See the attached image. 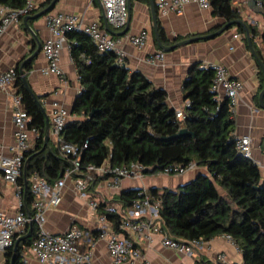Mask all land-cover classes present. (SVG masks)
Returning <instances> with one entry per match:
<instances>
[{
  "label": "trees",
  "instance_id": "1",
  "mask_svg": "<svg viewBox=\"0 0 264 264\" xmlns=\"http://www.w3.org/2000/svg\"><path fill=\"white\" fill-rule=\"evenodd\" d=\"M50 1L45 0L39 8ZM208 2L213 16L226 22L239 19L231 9V0ZM0 4L17 8L23 0H0ZM157 28L161 44H173L165 37L159 21ZM238 31L242 32L241 28ZM65 37L81 89L71 110L74 118L67 120L61 137L78 148L87 142L80 164L99 166L108 161L119 166L138 162L148 174H155L169 165L195 162L206 174H198L176 190H148L161 202L162 227L183 240L209 241L228 235L241 254V264H264V172L261 174L255 162L238 155L233 116L228 100L217 99L211 89L212 70L199 68V63L190 67L184 81V101L189 105L184 109V118L178 119L176 110L167 104L166 92L154 87L141 72L117 65L113 54L98 53L83 32L68 31ZM28 68L27 65L25 69ZM14 70L16 93L30 116L28 127L38 133L24 154L23 172L17 181L25 211L31 213V176L36 174L51 183L63 175L69 163L49 142L44 145L45 114L25 90L18 70ZM257 77L262 89L264 75L259 67ZM181 128L194 136L161 140ZM136 193L128 190L119 195L123 209L130 206ZM103 206L101 203L98 209L101 211ZM107 219L116 229L118 216L107 215ZM26 228L23 234L29 232V236L19 241L13 264H26L24 253L34 239L35 225L31 223ZM14 243L3 253L4 264L10 262Z\"/></svg>",
  "mask_w": 264,
  "mask_h": 264
},
{
  "label": "crops",
  "instance_id": "2",
  "mask_svg": "<svg viewBox=\"0 0 264 264\" xmlns=\"http://www.w3.org/2000/svg\"><path fill=\"white\" fill-rule=\"evenodd\" d=\"M44 1L39 0L35 10L27 16L32 17L44 10L52 0L46 7L39 8V5ZM159 1L153 0L157 21H159L165 37L171 43L175 44L195 37L203 38L169 52L163 51L164 58L162 62L156 65L148 64L146 61L147 56L160 50L154 41L150 3L149 0H130L127 31L125 35L116 37L119 39L120 47L124 52V66L131 71L141 72L154 87L164 90L167 94L168 106L178 110L185 105L184 95L186 90L184 81L188 76L190 67L198 63L200 65L223 64L228 75L243 84L232 114L234 136L236 138L244 135L251 137L252 160L258 165L262 174L264 172V151L262 149L264 110L259 109L257 102L262 83L257 77L258 65L251 55L246 39L232 38L234 34H245L242 27L232 25L222 33L216 34L230 21L226 22L223 18L213 16L211 8L200 9L194 3H187L180 11L160 14L157 7ZM162 1L169 2V0ZM234 1L237 0H231V3ZM231 9L239 15V19L236 20L244 22L243 18L245 16H251L254 19L258 17L256 9L250 4L244 6L231 5ZM65 13L77 14L83 19L84 23L97 22L104 28L102 9L97 0H57L52 10L47 14ZM45 15L37 19L29 18L25 22L23 17L17 24L8 27L0 36V72L17 69L21 79V68L26 86L36 97L45 114L48 116L51 103L57 101L68 112L67 120H69L74 118L71 110L81 86L77 69L69 55V49L65 46L61 49L58 60L63 78L59 80L55 75L43 74L46 62L41 47L45 41L51 38L45 25ZM244 23L248 28L254 52L261 61L264 60L261 52L262 48L259 50L254 43L257 39V32L249 24ZM238 28H241L242 32H239ZM141 30L148 33L145 46L140 49L132 47L127 42V36L136 35ZM38 47L39 52L30 58ZM27 65L29 68L25 69ZM22 84L25 87L23 82ZM13 94L19 95L16 93L15 81L6 90L0 91V151L5 156H10L9 148L14 144ZM217 99H223L222 90L217 93ZM34 139V137H31L32 144ZM48 142L55 147L50 134ZM201 173L206 174V170L198 167L194 171L177 176L145 174L138 179H122L116 189L107 190L102 182L92 184L89 192L95 200H103L105 204L120 205L119 195L124 191L149 190L152 188L176 190ZM217 190L220 194L224 193L219 187ZM0 210L10 216L16 212L14 186L6 184L2 180L1 171ZM45 216V228L50 234H61L74 226L94 237L92 245H88L83 240L81 247L90 251L92 264H110L106 249V238L99 237L100 223L97 220V213L89 208L84 199L78 196L72 180L65 181L60 203L56 207L48 208ZM105 228L107 231L114 229L110 221ZM25 231H27V228ZM23 233L19 237L29 235V232ZM129 237L133 238L132 235H129ZM141 247L142 259L138 264H241L242 262L240 252L225 238V235H219L209 241H204L202 247L191 256L161 246L158 238H154L149 244L142 242ZM219 254L225 256L224 262L216 259ZM0 255V264H4V254L0 252ZM24 261L26 264H39L29 249L24 253Z\"/></svg>",
  "mask_w": 264,
  "mask_h": 264
},
{
  "label": "built area",
  "instance_id": "3",
  "mask_svg": "<svg viewBox=\"0 0 264 264\" xmlns=\"http://www.w3.org/2000/svg\"><path fill=\"white\" fill-rule=\"evenodd\" d=\"M39 0H23V5L11 8L0 4V36L11 25L17 24L21 18L35 10ZM102 9V16L114 31H121L127 22L126 0H97ZM187 3H194L200 9H209L208 0H160L158 11L165 14L170 11H180ZM252 5L257 11L256 19L245 16L244 22L257 31L261 30L262 57L264 58V0H237L231 5ZM45 25L51 38L42 44L41 52L46 62L44 75H55L59 80L63 78L58 60L61 49L65 46L69 49L65 33L68 31H80L86 34L100 54L110 53L115 57V63L124 66V52L119 39L110 36L97 22L84 23L83 19L72 13L47 14L44 16ZM233 39L243 38L245 34H234ZM127 42L132 47L145 46L148 33L141 30L136 35L127 36ZM164 52L159 50L148 55L146 61L150 65H156L163 61ZM199 68H210L213 72L211 89L217 94L223 92V99L228 100L229 111L233 114L239 93L243 88L241 81L231 78L223 64L199 65ZM16 79L14 69L0 72V91L6 90ZM80 94V91L78 95ZM13 111L12 120L15 126L14 144L9 148L10 156H5L0 151V171L2 180L14 186L16 199V212L14 215H6L0 210V252L4 253L13 242L19 238L27 225L34 223V239L29 251L39 264H92L90 251L81 247L83 240L88 245L93 244L94 237L89 236L77 227H70L61 234H50L45 228L46 210L56 207L61 201L62 191L66 180L73 181V187L78 196L84 199L89 208L97 213L100 223L99 237L106 238V249L110 258V264H138L142 259L141 243H151L158 238L161 246L191 256L200 249L204 240L177 239L170 235L163 227L159 218L161 202L153 197L148 190L140 189L130 206L123 209L121 205L105 204V201L95 200L89 192L92 184L103 183L105 189H116L122 179H138L144 176L147 169L138 162L113 166L108 161L99 166L80 164L82 150L87 147L85 142L81 148L63 141L61 132L67 122L68 112L57 101L51 103L48 114L49 134L53 139L55 148L65 158L69 166L63 175L53 182L34 174L30 178V193L33 197L30 204V212L25 211V202L21 187L17 184L23 172L25 162L24 154L31 149V137H37V130L29 128L30 116L27 114L19 95H12ZM189 105L185 102L182 109L175 111L178 119L184 118V109ZM235 148L241 157L252 160V139L248 135L236 138ZM254 162V161H253ZM198 168L195 162L186 165L173 164L158 170L155 174L165 176L183 175L186 172ZM103 204L100 211L99 205ZM107 215L118 216L116 229L106 230L109 223ZM132 235L133 238H130ZM225 238L233 244L228 235ZM234 245V244H233ZM235 246V245H234ZM237 249V248H236ZM237 251H239L237 249ZM219 261H225V256H216ZM234 264V263H233Z\"/></svg>",
  "mask_w": 264,
  "mask_h": 264
},
{
  "label": "water",
  "instance_id": "4",
  "mask_svg": "<svg viewBox=\"0 0 264 264\" xmlns=\"http://www.w3.org/2000/svg\"><path fill=\"white\" fill-rule=\"evenodd\" d=\"M56 1L57 0H52L50 5L47 8H45L44 10L40 11L39 13L35 14L32 17H29V16L24 17L23 21L25 22L29 18L37 19V18L49 13L52 10L53 6L55 5ZM126 1H127V3H126L127 22H126L125 28L122 31L116 32V31L112 30L109 27V25L107 24V22L105 21L104 17L102 16V22H103L104 28H105L106 32L112 37L123 36V35H125V33L127 31L128 21H129L128 19H129L130 0H126ZM149 3H150V10H151V19H152V29H153L154 41L157 43V46L159 47L160 50H162L164 52H169V51H171V50H173V49H175L177 47H180V46H183V45H186V44H190L192 42L197 41L198 39L203 38V37H195V38L187 39V40H184V41H181V42H177V43H175V44H173L171 46L162 45L160 40H159L158 28H157V14H156V11H155L153 0H149ZM232 25H237V26L242 27L243 32L245 33L246 43H247V46H248V48H249V50L251 52V55L254 58V60L256 61L258 67L260 68L261 72L264 75V63L258 58L256 53L254 52V50L252 48V45H251V40H250L248 28H247V26L245 25V23L243 21H241V20L230 21V22L226 23L216 34L222 33L224 30H226L229 26H232ZM211 36H213V35H211ZM38 52H39V47L37 48L35 53L30 58H32ZM20 74H21L22 82L24 83L27 92L30 94V96L33 98V100L37 103V105L41 109V111L44 112L42 106L39 104V102L37 101L36 97L31 93V91L26 86V83H25L21 68H20ZM263 97H264V87L258 93V97H257L258 107H259V109H262V110H264ZM44 114H45V112H44ZM188 136H192L193 137L194 135H193V133L189 132L186 128H181L176 134H174V135H172L170 137H166V138L163 137V138H161V140L162 141H169V140L177 139V138H180V137H188ZM48 140H49V122H48V117L45 114V128H44V136H43L44 145H46L48 143ZM262 149L264 151V140L262 141ZM148 173L149 172L144 171V175L148 174ZM150 173H151V171H150ZM138 190H140V189H136V191H138ZM28 236L29 235H25V236H22V237H19L18 239H16V241L14 243V246H13V249H12V255H11L9 264H13V262H14L15 254H16V251H17V246H18L19 241L27 238Z\"/></svg>",
  "mask_w": 264,
  "mask_h": 264
},
{
  "label": "rangeland",
  "instance_id": "5",
  "mask_svg": "<svg viewBox=\"0 0 264 264\" xmlns=\"http://www.w3.org/2000/svg\"><path fill=\"white\" fill-rule=\"evenodd\" d=\"M257 35H256V38L258 39H256L255 40V45H256V47L260 50V48H262L263 46V43L261 42V30L260 29H257ZM262 51V50H261ZM0 257H1V255H0Z\"/></svg>",
  "mask_w": 264,
  "mask_h": 264
}]
</instances>
